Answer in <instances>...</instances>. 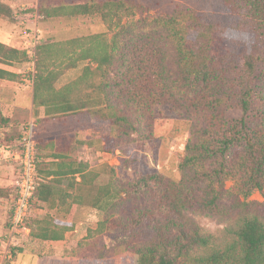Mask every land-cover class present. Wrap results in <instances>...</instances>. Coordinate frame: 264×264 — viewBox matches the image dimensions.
I'll use <instances>...</instances> for the list:
<instances>
[{
	"label": "trees",
	"instance_id": "trees-1",
	"mask_svg": "<svg viewBox=\"0 0 264 264\" xmlns=\"http://www.w3.org/2000/svg\"><path fill=\"white\" fill-rule=\"evenodd\" d=\"M123 7L124 3L115 0L58 5L38 2L37 11L47 18L98 14L109 30L117 28L111 37L107 32H95L37 46L31 75L32 105L43 107L46 117L80 112L88 123L107 121L120 130L135 122L147 129V136L152 134V106L171 94L165 88L163 71L156 77L159 81L151 82L135 64L109 76L119 48V10ZM201 7L177 5L166 21L175 40L179 80L190 88L203 86L188 99L187 108L209 112L206 126L197 130L202 138L187 142L180 158L179 169L183 175L190 171V184L150 172L120 188L112 182L98 186L90 205L101 218L95 228L88 229L86 236L91 241L85 246L92 250L96 236L118 230L124 232L123 248L110 252L103 246L89 255L42 253L36 264H264V209L260 208L264 201L249 199L254 192L264 196V86L256 78L259 56L251 53L244 41L225 36L227 32L251 34L254 47L264 42V0H201ZM12 15L11 6L0 0V17ZM25 61L24 48L0 41V64ZM78 61L86 62L80 75L56 88V79ZM18 75L0 67V79L15 80ZM225 107L237 108L239 116L224 115ZM8 124L9 118L0 108V128ZM102 149L109 150L105 143ZM77 152L73 145L58 148L50 155L49 166L38 170L45 180L34 192V206L43 203L48 209H60L70 196L59 186L63 177L78 176L79 188L93 180L87 177L96 173L88 174ZM228 181L232 184L226 187ZM133 194L151 197V204L125 220L116 218L123 196ZM226 200L230 209L239 213L228 240L220 242L197 225L187 226L185 211L213 217ZM144 220L153 221L154 235L135 242ZM26 225L30 235L42 241L63 240L73 229L72 222H58L50 214L30 218Z\"/></svg>",
	"mask_w": 264,
	"mask_h": 264
},
{
	"label": "rangeland",
	"instance_id": "rangeland-1",
	"mask_svg": "<svg viewBox=\"0 0 264 264\" xmlns=\"http://www.w3.org/2000/svg\"><path fill=\"white\" fill-rule=\"evenodd\" d=\"M13 9V15L0 17V41L10 46L22 49L25 47L30 33L36 31L40 43L62 41L73 37H79L95 32H107L108 37L117 28L108 29L107 23L98 14L91 16L71 17H44L37 11L38 2L49 5L105 2L113 0H1ZM124 3L119 10L122 15L121 28L119 29V48L115 53L114 64L109 76L115 77L120 69L125 70L135 64L141 67L143 77L148 81H159L156 78L159 73H164L165 88L170 90L169 99L157 102L152 106L153 123L152 134L147 136L146 128L135 122L124 124V129H115L107 121L99 124L88 123L80 112L53 114L46 117L38 116L39 109L31 104L32 78L34 68L27 61L13 62L9 65L19 75L15 80L0 79V98L5 96L10 99L7 91L21 97V102L26 111H20L18 115L9 116V124L0 128V147L7 146L17 140L23 133L26 124L34 120L36 123L35 137L37 143V171L49 166L50 155L58 148L68 145L77 146L78 157H90L87 172L91 174L87 178H93L91 182L79 188L76 185L79 177H63L59 184L61 190L68 192L61 208L48 209L43 203L35 204L36 215L33 218H41L50 214L58 222H72L73 229L67 231L63 240L42 241L27 234H19L14 242L12 254L4 252L1 240L8 232L10 220V206L14 198V190L0 193V264H36L37 257L42 253L89 255L100 247L107 248L110 252L123 248V231L111 230L95 237L96 246L90 250L85 243L89 228H95L101 218L98 210L90 205V199L95 195L98 186L109 184L116 188L125 186L136 179L142 173L158 172L165 180L183 182L188 186L187 178L190 171L184 175L179 169L180 158L184 155L187 142H193L201 137L199 128L206 126L209 112L204 109L191 110L187 108V101L195 96L203 86L190 88L183 84L178 77L176 63L175 40L167 25V18L171 16L177 5L200 8L201 0H115ZM225 36L234 37L244 41L251 53L259 56V78L264 86V42L259 41L257 47L250 44L253 35L247 33L227 32ZM218 41V40H217ZM216 41V42H217ZM39 43V44H40ZM245 48V47H242ZM145 60L142 62L141 58ZM85 61H78L75 66L69 67L56 79V88L75 79L83 70ZM162 70V71H161ZM9 84V85H6ZM15 97V96H14ZM174 100H173V99ZM8 103V102H7ZM21 103V104H22ZM11 104V103H10ZM31 109H30V108ZM6 110V108H5ZM25 110V109H24ZM224 115L228 117L239 116L237 108L225 107ZM146 126V125H145ZM103 136V138H102ZM105 140V141H103ZM103 143L109 148L102 149ZM103 151L106 155L96 156V152ZM6 153L1 150L0 156ZM7 154V153H6ZM8 155V154H7ZM100 159V160H99ZM11 176H15V164L11 162ZM39 173V171H38ZM39 175L43 176L39 173ZM71 178H76L75 180ZM95 178V179H94ZM228 181L226 187L231 186ZM1 191V190H0ZM151 197L138 194L123 196L116 211L115 217H130L138 209L150 205ZM259 202L264 201V196L259 192L251 194L250 198ZM264 209V207H260ZM218 215L206 217L201 214H192L185 211L187 226L197 225L202 231L214 234L218 241L224 242L231 237L230 229L238 221L239 213L230 209L226 200ZM153 221L144 220L138 227V237L135 242L149 240L154 235ZM82 242L81 244H78ZM10 256V257H8Z\"/></svg>",
	"mask_w": 264,
	"mask_h": 264
},
{
	"label": "built area",
	"instance_id": "built-area-1",
	"mask_svg": "<svg viewBox=\"0 0 264 264\" xmlns=\"http://www.w3.org/2000/svg\"><path fill=\"white\" fill-rule=\"evenodd\" d=\"M39 43L40 39L37 32H31L24 50L28 57L27 62L33 66L31 67L32 69L34 68ZM35 127L36 123L34 120L29 121L23 129L22 135L17 140L10 143L7 148L5 146L0 147L1 150L6 149L8 157L10 156L11 162L15 164V176L13 178L14 200L10 206L9 229L7 235L1 240L4 252H9V246L14 244L13 241L19 234H27L29 232V227L26 223L28 219L36 215L34 192L42 177L37 171L38 151ZM105 155L106 152H96V156L100 157V159ZM78 160L90 163L89 156L86 158L78 157Z\"/></svg>",
	"mask_w": 264,
	"mask_h": 264
},
{
	"label": "crops",
	"instance_id": "crops-1",
	"mask_svg": "<svg viewBox=\"0 0 264 264\" xmlns=\"http://www.w3.org/2000/svg\"><path fill=\"white\" fill-rule=\"evenodd\" d=\"M3 68L10 70L12 72H15L10 67L8 68V67L3 66ZM8 82H10V80H6V83ZM6 85H9V84H6ZM7 94L10 95V99L6 98L5 96H2L0 98V108H1V112L3 115L9 118V116L18 115L20 111H23V112L26 111V108H24L25 106L21 102V97L17 98L18 94L15 95L13 94V92L10 93L9 91H7ZM31 104H32V101H31ZM37 108L39 109L38 116H41L42 114H44L43 107H37ZM8 160H9V157L6 153H3L0 156V190L1 192L4 191L5 193H7L10 190L12 191V188H13V178L11 176L12 166L9 165L10 163Z\"/></svg>",
	"mask_w": 264,
	"mask_h": 264
}]
</instances>
